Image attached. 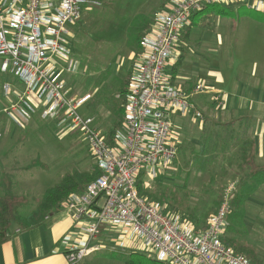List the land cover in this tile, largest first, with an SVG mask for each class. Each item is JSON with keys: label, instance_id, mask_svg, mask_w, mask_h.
I'll use <instances>...</instances> for the list:
<instances>
[{"label": "built area", "instance_id": "2783aa9c", "mask_svg": "<svg viewBox=\"0 0 264 264\" xmlns=\"http://www.w3.org/2000/svg\"><path fill=\"white\" fill-rule=\"evenodd\" d=\"M237 3L264 11V0H168L167 9L154 14L133 58L122 124L110 140L95 116L80 112L91 94L72 93L66 81L80 70L70 47L71 25L81 21L85 6L100 2L0 0V73L9 76L2 86L4 113L16 125L38 115L56 120L61 136L78 132L100 171L62 205L76 228L61 241L69 264H80L100 250L111 229L120 246L169 264H255L224 240L236 180L227 183L219 207L202 227L138 187L144 174L156 177L177 160L175 117L204 118L194 97L212 92L204 80L190 89L178 85L168 68L180 57L183 32L205 5ZM214 91L217 101L222 92Z\"/></svg>", "mask_w": 264, "mask_h": 264}, {"label": "rangeland", "instance_id": "374dc122", "mask_svg": "<svg viewBox=\"0 0 264 264\" xmlns=\"http://www.w3.org/2000/svg\"><path fill=\"white\" fill-rule=\"evenodd\" d=\"M108 1H110L108 5L103 3L85 6L81 21L71 25L74 36L70 40V47L78 55L77 58L82 61L79 73L68 75L66 78L67 86L72 87L71 92L74 94L84 95L97 91L105 96L115 94L119 88V81L131 72L134 55L141 51V49L137 50L135 45L133 46V43L130 42V25L138 15L144 14L152 17L155 12L165 9L167 6V0ZM211 6L215 9H225L228 13L224 17L216 15L207 25L199 24L191 29L190 38L181 43L180 52L182 54L183 47L187 55L179 66L177 76L181 80L193 83L196 80H206L205 82L208 83V81L211 82V77L222 71L226 75L224 89L228 98V93L231 90L230 80L237 77L242 84H245L252 77L256 63L264 66V24H256L252 20V17L260 14L245 4L237 3L227 8L221 4H211ZM208 19L210 18L208 17ZM206 22L204 21V23ZM230 31H233L230 33L231 36L228 34ZM171 73L173 75V72ZM176 83L185 86L180 80H176ZM222 99L221 96L217 101ZM2 100L3 95L0 90V132L2 133V137H0V167L14 173L16 176L15 189L18 193L28 195V197L40 196L48 187L55 184L64 172L86 167L92 168L95 165L87 142L78 132L69 137H67L68 134L65 137L61 136L58 128L55 132L51 128L50 122L42 120L38 116H34L33 121L18 127L4 113ZM224 106L225 103L208 114L223 115ZM83 111L84 105L80 112L84 116H88ZM94 116L96 123L103 131L111 126L112 114L108 108L100 107ZM193 120L199 122L204 118ZM199 124L197 123L198 126ZM198 126L189 128L188 139L194 138L196 140L195 149L199 150L197 136L204 128ZM210 129L226 131L225 128L216 127L213 124L209 125L208 131ZM23 135H25V139L19 140L18 138ZM186 140L183 143L186 146L185 159L180 153L177 162L171 163L168 168H162L158 178H149V184L146 186L144 184V186L154 188L157 183L162 181L167 185L179 184L183 186L187 173L189 175L187 187L192 191V202L199 205L201 209H205L212 205L214 198L211 192H206L209 183L208 171L213 169V166L216 167L223 185L233 179L232 172L226 166V158L222 155L216 165L210 161L205 171L200 170L198 165L191 163L187 165L185 161L190 157L192 145H187ZM192 153L196 155V152ZM38 154L41 155L43 161L48 163L49 170L35 166L29 167L31 161ZM225 168L229 172L225 173ZM62 205L57 207L56 212L62 209ZM165 205L168 206V204ZM259 221L260 225L264 226V221ZM244 226L249 230L251 223L245 220ZM114 229L122 230L121 227H114ZM260 238L258 237V239ZM104 240L102 248L85 258L82 263L126 264L128 255L123 250L126 247L117 243L113 229L107 236L104 235ZM263 263L264 261L261 264Z\"/></svg>", "mask_w": 264, "mask_h": 264}, {"label": "trees", "instance_id": "16d2710c", "mask_svg": "<svg viewBox=\"0 0 264 264\" xmlns=\"http://www.w3.org/2000/svg\"><path fill=\"white\" fill-rule=\"evenodd\" d=\"M103 3L108 5L110 4V1L100 0V4ZM223 6L227 8L231 7L232 5L225 4ZM204 13H216L218 15L224 16L228 13V11L225 9H215V7L211 6V4L205 5L202 10L197 11L192 16L191 24L182 34V41L185 39L187 40L190 35L191 28L197 24V19H199ZM254 18L264 21V14L255 15ZM152 23V17L142 14L138 15V17L130 25V42L133 43V46L135 45L137 50L141 49L142 38ZM74 55L78 57L77 54L74 53ZM79 61L81 64L82 61ZM130 73H128L119 81V88L115 94L105 96L97 91L95 93H91V97L84 104L83 113L92 116L97 113L100 107H106L109 109L110 113L112 114L111 127L107 133L110 140H113L115 131L121 126L124 118V110L122 105L124 93L129 82ZM8 77L9 76L7 74L0 73L1 92L3 82L7 80ZM242 118L244 117H235L228 121H214L213 125L216 127L225 128V132L231 133L233 132L232 129L235 126V123ZM45 121L50 122L51 128L55 132L57 131L56 120ZM16 126L20 127L22 125ZM213 130L210 129L207 133H205L204 136L202 135L201 147L199 150L195 149V146L190 144L192 146L190 148V157L188 158L192 159L189 160L187 158L185 162L187 165L190 163L198 165L200 170L205 171L208 164H210V161L213 162L212 164L216 165L217 160L220 159L219 155L225 156V164L230 169V172H232V180L237 181V187L232 199V212L228 216L229 226L224 236V240L229 245H231L235 251L246 255L255 264H261L263 260L259 258V248L246 239L247 231L246 229L242 228H246L244 226V217L248 199L258 188L264 185V163L257 161L255 144L252 139L241 141V144L238 145L237 149L232 152L231 141L228 142L227 140L219 139L222 137L220 133L224 132ZM74 133L75 132H71L67 137L75 135ZM18 139L23 141L25 139V135L20 136ZM227 150L231 151H228L225 155V151ZM192 152H196V155H193ZM180 153L182 158L185 159V145L180 146L179 154ZM32 166L40 167L44 170L50 169L48 163L43 161L40 154H38L31 161L29 167ZM224 171L225 173L229 172L226 168ZM208 172L209 183L207 187L208 190L206 192H211L214 195V198L212 200V205L205 209H201L199 205L192 202V191L189 187H187V181L189 178L187 173L185 175L186 179L183 186L179 184L167 185L162 183V181L157 183L154 188H147L144 186V183L142 182L143 180L141 178L138 181V187L141 194L146 195L153 200L160 201L163 204H168V207L182 213L185 216H188L189 218L196 221L198 226L202 227L205 225L209 214L213 210H216V207L220 205L222 192L227 185H223L222 181H220L221 178L219 177V174H217L218 170L216 167L213 166V169H210ZM99 174L100 171L95 165L92 168L86 167L82 169L66 171L60 176L58 181L52 186L48 187L42 195L28 197V195L20 194L16 191V176L14 173L0 167V244L7 241L14 235L15 226L21 231L44 224L47 220V216L54 214L57 210V207H60L63 204L70 193L84 190L86 185L95 179ZM123 250H125L128 255L126 264H169L151 258L138 250L129 248H123Z\"/></svg>", "mask_w": 264, "mask_h": 264}, {"label": "crops", "instance_id": "0c3cea01", "mask_svg": "<svg viewBox=\"0 0 264 264\" xmlns=\"http://www.w3.org/2000/svg\"><path fill=\"white\" fill-rule=\"evenodd\" d=\"M166 3H168V0ZM165 9H167V6ZM255 11L259 14H264V11ZM216 15L218 14L204 13L199 19H197L198 22L194 26L199 24L207 25V23H210L212 21L211 19L215 18ZM153 17L154 16H152V18ZM208 17L210 19H208ZM252 20H254L256 24H264V21L254 17H252ZM204 21L207 22L204 23ZM229 28L231 29V24ZM231 32L233 31L228 33L230 36ZM190 36L191 32L187 40ZM187 40L185 39L184 42ZM181 51V57L174 63H170L169 69L173 72L175 81H182L185 85L184 87L190 89L198 80L193 83L178 78L179 66L187 55V52L183 47ZM254 67L252 77L247 83L242 84L237 77L232 81L230 80L231 90L228 93V98L225 95L226 93L224 89V85L226 84V75L224 72L219 71L216 75L211 77V82L208 81L210 84L206 82L210 85L212 92L202 93L194 97L198 107L204 114V120H200L199 122L195 121L193 120L195 117L192 114L175 117V132L173 133V140L178 143V149L183 145L186 139L189 145L192 144L196 147V140H194V138L188 139V131L189 128L198 126L197 123H200L198 127L201 126L204 128V130H201L197 136V146L201 147L202 135L204 136L205 133L208 132L209 125L213 124L214 121H228L235 117H244L235 123V126L232 129L233 132L220 133L222 137L219 139L227 140L228 142L231 141L232 152L237 149L238 145L241 144V141L252 139L255 144L257 161L264 163V66L262 67L261 64L256 63ZM214 90L222 92L225 103V106L223 107L224 109H222L224 110L222 111L223 115L215 116L213 114H208L215 111V108L221 107L224 104L219 105V102L214 99V96L216 95ZM1 104L3 108V100ZM110 123H112V121ZM109 128H106L104 131L105 134L108 133ZM0 134L2 137L1 132ZM231 150L225 151V155ZM149 178L157 179L158 176L152 177L144 174L142 179L145 186L146 184H149ZM46 219L47 220L44 224L34 228L21 231L19 228H15L14 235L0 244V264H69L61 241L68 232L76 230L75 220L72 213L66 208H62L48 216ZM245 220L251 223L250 229L248 230L246 228L248 232L246 233V239L259 248V258L264 261V226L259 223V220L264 221V185L258 188L248 199L246 203L244 225ZM258 237L261 238L258 239Z\"/></svg>", "mask_w": 264, "mask_h": 264}]
</instances>
